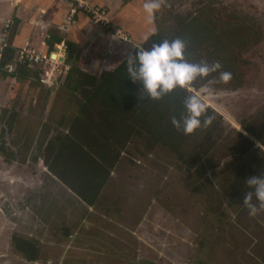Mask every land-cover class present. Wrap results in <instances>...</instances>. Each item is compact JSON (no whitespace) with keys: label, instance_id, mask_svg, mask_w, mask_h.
Here are the masks:
<instances>
[{"label":"rangeland","instance_id":"obj_1","mask_svg":"<svg viewBox=\"0 0 264 264\" xmlns=\"http://www.w3.org/2000/svg\"><path fill=\"white\" fill-rule=\"evenodd\" d=\"M155 2L160 7L150 21H155V14L171 28L180 17L201 11L220 23L218 30L241 28L243 36L233 38L234 45L240 40L245 43L240 49L231 47L240 55L231 79L227 83L209 80L189 90L201 94L222 117L221 137L214 133L210 139L215 171L206 176L225 187L239 173L251 174V169L254 174L257 168L251 153L243 157L231 145L237 132L247 134L244 122L256 133L261 126L264 129V0ZM35 66L44 67L43 63ZM60 78L49 88L55 89ZM13 84L0 77V136L3 109L32 108L29 120L36 127L53 100V93L45 98V83L46 87L36 89L29 82ZM251 138L254 150L264 153V145ZM18 139L16 133L5 134L3 140L15 157L6 161L0 155V264H264V211L251 217L243 201L230 204L227 199L216 210L204 187L208 183L162 149L143 152L140 145L128 147L89 206L50 174L38 141L27 153L12 145V141L21 143ZM194 141L203 143V136ZM13 234L38 243L37 263L16 251Z\"/></svg>","mask_w":264,"mask_h":264},{"label":"trees","instance_id":"obj_2","mask_svg":"<svg viewBox=\"0 0 264 264\" xmlns=\"http://www.w3.org/2000/svg\"><path fill=\"white\" fill-rule=\"evenodd\" d=\"M151 21L153 32L141 44L144 48L162 40L179 38L185 43L184 59L188 63L212 64L219 62L221 71L234 75V66L240 55L231 47L236 38H241V28L232 26L229 30H218L220 24L212 22L206 11L180 17L175 21L173 28L165 26L166 21L155 18ZM214 21V20H213ZM126 32V31H125ZM242 32V31H241ZM246 33V32H243ZM129 35V34H128ZM130 37V36H129ZM52 41H58L51 37ZM50 38V40H51ZM131 39V37H130ZM48 40V44L51 41ZM234 46L240 49L245 41H238ZM67 44L64 63L69 66L68 71L60 80L55 89L45 86L40 73L26 60L15 58V49L9 39L0 50V77H12L13 86L29 82L33 89L46 87L45 98L53 93L51 106L45 119L39 120L36 127L31 124L29 117L32 108L26 110L8 108L2 110L1 120L4 129L0 136V155L6 161L14 159L11 146H6L5 134H18L21 143H13L20 151L31 150L36 141L41 149L44 165L50 174L65 184L82 202L92 206L99 196L111 168L128 147L140 145L143 152H150L154 148L162 149L174 159H178L182 166L192 169L200 175L210 202L218 210L222 202L227 199L231 203H241L244 195L252 191L247 184L250 176L264 178V153L258 154L254 150L253 138L264 145V129L259 128L256 133L250 130L246 123L242 128L246 135L237 132L231 149H239L243 157L250 154V159L257 170L252 174L239 173L229 185L217 186L216 182L206 176V173L215 171L216 162L210 155L214 146V133L221 137L222 117L212 108L201 117L211 118V123L196 129L189 135L183 134L171 123L172 117L179 118L184 114V100L193 95L189 88H199L209 80H219V73H210L205 78H197L187 88L177 87L163 95L158 100L148 99L142 90L139 81L132 82L127 74V56L115 68L104 70L99 74H92L77 65L79 55L77 51L69 49ZM135 48L130 54L135 53ZM11 68V71L8 70ZM52 87V86H50ZM25 116V118L23 117ZM258 126L259 125H255ZM55 131L53 136L50 133ZM14 132V133H13ZM251 135V136H250ZM203 136V143L196 144L195 139ZM217 137V136H216ZM234 146V147H233ZM233 147V148H232ZM190 152L188 157H184ZM27 156L23 159L25 161ZM216 180V174L213 176ZM220 181L225 183L222 178ZM222 182V183H223ZM221 184V183H219ZM11 241L19 253L27 261L39 258L40 250L34 240L21 237L18 234L11 236Z\"/></svg>","mask_w":264,"mask_h":264},{"label":"crops","instance_id":"obj_3","mask_svg":"<svg viewBox=\"0 0 264 264\" xmlns=\"http://www.w3.org/2000/svg\"><path fill=\"white\" fill-rule=\"evenodd\" d=\"M86 1L106 8L112 23L126 31L131 42H118L80 10L67 24L66 19L72 7L69 0H0V50L5 43V36V41L9 39L15 49V58L21 49L31 48L42 55L58 59L59 64H45L42 70V81L50 86L58 83L60 75V80L64 77L59 69L65 61L67 44H70L69 49L77 51L79 68L87 72L97 70L93 72L97 73L98 70L115 68L153 32L150 16L144 9L148 0ZM7 22L9 24L6 27ZM52 36L58 41H52ZM6 79L11 86L15 83L12 77ZM32 262L37 263V260Z\"/></svg>","mask_w":264,"mask_h":264},{"label":"clouds","instance_id":"obj_4","mask_svg":"<svg viewBox=\"0 0 264 264\" xmlns=\"http://www.w3.org/2000/svg\"><path fill=\"white\" fill-rule=\"evenodd\" d=\"M159 7L160 4L155 0H148L144 4V9L150 17ZM184 50L185 43L179 38L165 39L153 43L148 48L138 46L135 53L127 57V74L132 82H140L143 92L151 100H158L177 87L187 88L198 77L205 78L210 73L218 72L219 81L222 83L231 79V73L221 71L219 62L188 63L184 59ZM207 109L208 104L201 94L189 95L184 100V114L179 118L172 117L171 123L183 134L189 135L200 128L202 123L204 126L211 123L210 117H206L203 122L201 120ZM247 184L252 191L244 195L243 204L248 210V215L255 217L264 211V178L250 176Z\"/></svg>","mask_w":264,"mask_h":264},{"label":"built area","instance_id":"obj_5","mask_svg":"<svg viewBox=\"0 0 264 264\" xmlns=\"http://www.w3.org/2000/svg\"><path fill=\"white\" fill-rule=\"evenodd\" d=\"M72 3V7L69 11L68 17L66 19V23L70 24L73 20L74 14L80 10L84 12L88 17L94 22L98 27H100L103 31L110 33L114 39H116L120 43H130L131 39L129 35L119 26L112 23V21L109 18L108 11L106 8L91 4L87 2L86 0H69ZM9 22H7L6 27L8 26ZM5 36H4V42H5ZM18 59L19 60H26L30 62L31 64H41L43 65H50L55 66L59 64L58 59L51 58L50 56L42 55L39 52H36L35 50L31 48H23L18 52ZM69 66L65 63L62 64L61 68L59 69V73H65L68 71ZM8 70L11 71V68L8 67ZM48 80V77L46 78V81Z\"/></svg>","mask_w":264,"mask_h":264}]
</instances>
